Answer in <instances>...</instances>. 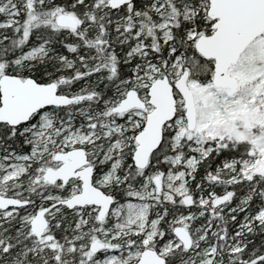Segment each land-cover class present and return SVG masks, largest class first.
<instances>
[{"label": "snow or ice", "instance_id": "obj_1", "mask_svg": "<svg viewBox=\"0 0 264 264\" xmlns=\"http://www.w3.org/2000/svg\"><path fill=\"white\" fill-rule=\"evenodd\" d=\"M0 264H264V0H0Z\"/></svg>", "mask_w": 264, "mask_h": 264}]
</instances>
